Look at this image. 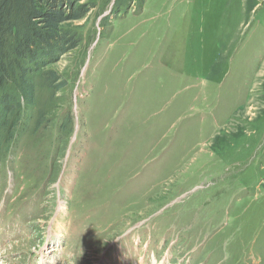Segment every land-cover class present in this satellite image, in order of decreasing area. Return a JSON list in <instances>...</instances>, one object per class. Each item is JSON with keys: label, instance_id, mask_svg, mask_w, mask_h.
Masks as SVG:
<instances>
[{"label": "rangeland", "instance_id": "rangeland-1", "mask_svg": "<svg viewBox=\"0 0 264 264\" xmlns=\"http://www.w3.org/2000/svg\"><path fill=\"white\" fill-rule=\"evenodd\" d=\"M85 3L0 146V264H264V0Z\"/></svg>", "mask_w": 264, "mask_h": 264}, {"label": "trees", "instance_id": "trees-1", "mask_svg": "<svg viewBox=\"0 0 264 264\" xmlns=\"http://www.w3.org/2000/svg\"><path fill=\"white\" fill-rule=\"evenodd\" d=\"M85 0H0V146L19 140L30 125L25 116L37 103L36 77L60 93L66 81L48 68L75 52L78 33L64 24L84 19L93 5ZM43 117L42 113L40 118ZM62 123L60 137L66 135Z\"/></svg>", "mask_w": 264, "mask_h": 264}]
</instances>
